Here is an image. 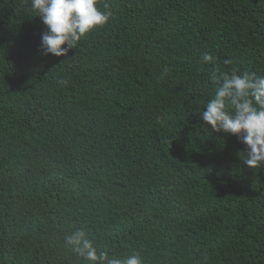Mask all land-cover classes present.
Instances as JSON below:
<instances>
[{"label": "trees", "instance_id": "1", "mask_svg": "<svg viewBox=\"0 0 264 264\" xmlns=\"http://www.w3.org/2000/svg\"><path fill=\"white\" fill-rule=\"evenodd\" d=\"M97 7L57 57L27 0H0V264H89L78 229L110 258L264 264V166L199 113L213 72L264 75V0Z\"/></svg>", "mask_w": 264, "mask_h": 264}, {"label": "clouds", "instance_id": "2", "mask_svg": "<svg viewBox=\"0 0 264 264\" xmlns=\"http://www.w3.org/2000/svg\"><path fill=\"white\" fill-rule=\"evenodd\" d=\"M35 16L47 31L41 35L44 55L66 56L82 37L108 23L111 11H101L98 0H27ZM107 9V5H105ZM66 45V47H64ZM204 63L216 58L205 53ZM230 61H225L229 63ZM210 80L217 85L214 96L200 111V119L211 132L234 135L245 145L243 162L249 168L264 166V75L213 72ZM65 244L89 264H143L139 254L123 259L99 252L83 230L65 236Z\"/></svg>", "mask_w": 264, "mask_h": 264}]
</instances>
